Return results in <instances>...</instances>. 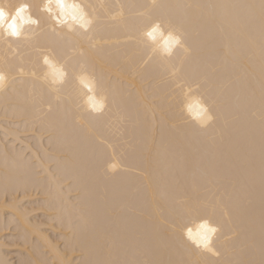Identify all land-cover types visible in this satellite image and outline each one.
I'll use <instances>...</instances> for the list:
<instances>
[{
	"label": "bare ground",
	"instance_id": "1",
	"mask_svg": "<svg viewBox=\"0 0 264 264\" xmlns=\"http://www.w3.org/2000/svg\"><path fill=\"white\" fill-rule=\"evenodd\" d=\"M3 2L29 4L39 24L24 26L27 38L0 40V70L9 78L0 91V264L259 261V21L250 26L246 10L222 7L259 0H156L181 6L173 11L186 20L193 58L180 48L165 55L159 35L155 44L144 35L153 0H65L69 15L74 4L90 6L104 27L88 71L65 66L70 75L57 92L42 80L50 70L39 49L58 39L53 25L69 28L49 19L46 0ZM53 62L60 67L63 58ZM209 95L222 111L202 128L196 101ZM101 157L116 165L108 177ZM250 168L255 247L245 216L230 210L212 216L223 227L213 244L223 254L197 248L187 233L195 236L208 214L186 209L218 198L225 173L243 206Z\"/></svg>",
	"mask_w": 264,
	"mask_h": 264
},
{
	"label": "snow or ice",
	"instance_id": "2",
	"mask_svg": "<svg viewBox=\"0 0 264 264\" xmlns=\"http://www.w3.org/2000/svg\"><path fill=\"white\" fill-rule=\"evenodd\" d=\"M50 2V0H49ZM61 8L64 7L63 0H58ZM39 7V6H37ZM75 11L72 13L73 18L78 14L81 19H83L84 13L78 5L72 6ZM90 7V6H88ZM181 7L179 5H170L164 3H157L153 0V3L148 6L149 11L143 15L145 19V31L147 36L151 37L154 41L157 37L163 36L164 32L168 33L167 37L164 39V46L161 50L165 53H170L173 47H178L183 49L189 58H193L195 55V47L190 43V35L188 32L186 20L184 17L177 15L173 9ZM204 7H214V6H204ZM222 7L240 8L246 10L245 19L250 26H253L258 19L259 30H260V104H261V114H260V127H259V150H260V180H259V250L261 259L259 261L250 259H233L222 262V264H264V0H259V4H245V5H230ZM17 11H20L18 8ZM43 11L49 14V19H55L57 24H62L59 17H54L52 15L51 7H46L43 5ZM2 15V12H0ZM115 19V17H113ZM36 25L39 24V20L34 21ZM84 33L73 34L72 30L64 33L58 31L55 25L52 26V32L58 37L57 40L53 41L51 46L47 49H39L40 54L43 57V64L47 65L50 70L45 74V84L51 81L52 84H58L62 87L69 78V71L66 70L65 66L70 65L72 68L71 74H75L77 70V65L79 66L80 72H87L88 65L92 53L97 49L99 45V40L96 39V34L102 31L104 27V21L99 16H93L90 20L86 21L82 25ZM150 29V30H149ZM36 34H34L35 36ZM9 36L14 37V39H9L0 33V40L12 41L20 40L21 33L17 32L15 29L9 33ZM71 51L72 55L67 56L66 52ZM153 53L156 49H152ZM63 58V64L57 67L59 59ZM151 58V57H150ZM4 71L0 70V91L4 90L3 80ZM35 76L36 73L33 72ZM81 82L83 83V77H81ZM195 87L199 88L200 84L196 83ZM91 91V88L89 89ZM196 106L199 108L198 115L200 116V123L202 128H206L214 123L218 119V114L222 111V106L219 100L213 96L209 95L208 99L203 103L199 100L196 101ZM93 111L102 112L104 104L102 102H94L92 104ZM189 110L192 109V104L188 105ZM250 145L255 143L254 131L250 133L249 138ZM97 164L105 177H108L116 169L115 164H106V161L101 157ZM248 182L246 185V195L245 203L242 206L239 197L236 194L235 184L228 174H221L218 183L222 189L221 194L214 201L201 206L200 208L189 207L187 211H202L207 215V219L203 224L200 225V230L194 236L191 230L188 231L187 236L189 240L197 246V248L203 249L207 253H211L212 256L219 257L223 253L217 250L213 244L214 239L218 238V235L223 232L222 225L217 222L213 224L212 216L216 213L223 212L225 216H230L231 214L237 217L244 215L247 223L249 225L251 236H250V247H255V224H256V213H255V199L256 190L254 182V169L248 170ZM232 185V189L229 190L228 185ZM231 223V219L229 221ZM231 236L225 235V240L230 241ZM228 251L225 248L224 252ZM93 264H163L162 261L156 260H140V261H117V260H98L93 262ZM199 264V262H197Z\"/></svg>",
	"mask_w": 264,
	"mask_h": 264
},
{
	"label": "clouds",
	"instance_id": "3",
	"mask_svg": "<svg viewBox=\"0 0 264 264\" xmlns=\"http://www.w3.org/2000/svg\"><path fill=\"white\" fill-rule=\"evenodd\" d=\"M46 7H51L52 9V15L54 17H59L62 21V24L60 25H66L69 30H72L75 26H78L80 29H83L82 25L85 24L86 21L91 19V16L89 12L87 11L88 6H80V9L83 11L84 16L83 19H81L80 15H76L75 18H73V15H69V5L63 0L64 7L61 8L60 4L58 3V0H46L44 3ZM73 6V5H72ZM71 6L72 13L75 11V9ZM20 9V11H17V9ZM31 6L27 3H19V4H7L4 3L3 0H0V12H2V15H0V33H2L4 36L8 37L9 39H14V37L9 36V33L12 31V29H15L17 32L21 33V38H27L25 32L23 31L25 25H36L32 15L30 14ZM84 30V29H83ZM150 30V29H149ZM144 35L147 37V39L152 42L153 44L156 43L157 37L155 41L147 36L146 31ZM168 33L165 31L163 36L161 37V43L159 45L160 49H163L164 46V39L167 37ZM178 47H173L170 53L162 52L165 55L171 56L174 53V50ZM47 66V65H45ZM47 73V72H46ZM45 73V74H46ZM4 80H3V88H7L9 84V78L6 73L3 74ZM45 75L42 77L43 82L45 83ZM50 91L57 92L60 88V85L58 84H52L50 79L46 84Z\"/></svg>",
	"mask_w": 264,
	"mask_h": 264
}]
</instances>
